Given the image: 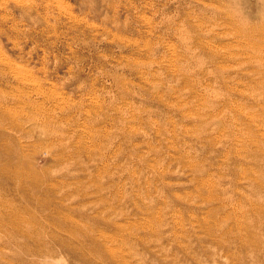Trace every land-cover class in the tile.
Listing matches in <instances>:
<instances>
[{
	"label": "rangeland",
	"instance_id": "1",
	"mask_svg": "<svg viewBox=\"0 0 264 264\" xmlns=\"http://www.w3.org/2000/svg\"><path fill=\"white\" fill-rule=\"evenodd\" d=\"M0 264H264V0H0Z\"/></svg>",
	"mask_w": 264,
	"mask_h": 264
}]
</instances>
